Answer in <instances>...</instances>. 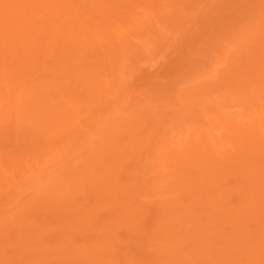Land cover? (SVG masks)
Instances as JSON below:
<instances>
[{
  "label": "rangeland",
  "instance_id": "1",
  "mask_svg": "<svg viewBox=\"0 0 264 264\" xmlns=\"http://www.w3.org/2000/svg\"><path fill=\"white\" fill-rule=\"evenodd\" d=\"M0 264H264V0H0Z\"/></svg>",
  "mask_w": 264,
  "mask_h": 264
}]
</instances>
